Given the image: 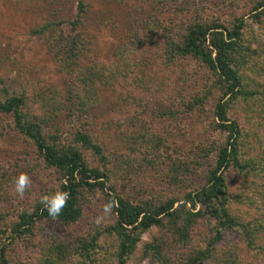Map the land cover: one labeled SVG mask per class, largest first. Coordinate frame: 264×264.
<instances>
[{"label":"trees","instance_id":"trees-1","mask_svg":"<svg viewBox=\"0 0 264 264\" xmlns=\"http://www.w3.org/2000/svg\"><path fill=\"white\" fill-rule=\"evenodd\" d=\"M155 1L163 5L154 6L152 19L143 24L144 34L131 29L132 46L140 47L144 41L161 45L163 56L174 67L181 66L184 59L200 64L206 83L191 97V110L203 109L211 99V124L223 132L222 137L207 140L195 148L193 155L183 158L173 152L175 148L169 151L166 137L153 130L144 127L137 132L124 131L126 155L123 166L114 171L110 160H118L117 154L105 153L91 128L98 88L124 81L127 86L147 89L144 82L153 80L143 71L135 72V65L125 58L124 47L112 63H98L96 59L86 66L80 63L84 56L90 58L93 40L84 31L88 3L77 0L72 18L46 21L30 31L45 38L47 51L63 76L64 92L54 87L46 95L25 87L12 91L2 87L0 122L10 119L6 123L30 146L37 164L56 173L57 183L27 207L17 209L14 219L5 221L0 215V264H9V247L17 240L31 238L33 229L43 223H76L86 209L95 206L94 199L112 205L110 219L93 221L86 235L49 236L40 244L36 264H127L141 234L151 228L155 230L143 242L140 258L148 257L153 264H205L214 257L228 229L238 232L245 246L256 250L264 264V212L246 216L241 210L249 192L257 190L250 178L264 177V49L258 52L260 49L245 40L248 25L243 16L225 24L195 15L174 28L161 20L167 7L189 9L196 1ZM249 12L261 23L264 0L254 1ZM130 97L135 99L132 94ZM63 109L72 127L64 128L57 120ZM89 154L98 165L89 162ZM210 158V165L204 167ZM145 166L165 172L169 184L180 185L184 174H194L195 170L202 171L204 179L181 197L172 194L170 187L164 198L153 193L133 198L125 187L115 184L114 176L127 180L130 170ZM230 167L237 171L243 185L249 181L250 186L229 192L226 173ZM57 191L67 192L68 199L59 216L51 217L42 199ZM232 203L236 204L233 208ZM204 216L212 221L210 236L193 247L189 245L190 232L197 218ZM231 257L225 255L223 262L230 264Z\"/></svg>","mask_w":264,"mask_h":264},{"label":"rangeland","instance_id":"rangeland-1","mask_svg":"<svg viewBox=\"0 0 264 264\" xmlns=\"http://www.w3.org/2000/svg\"><path fill=\"white\" fill-rule=\"evenodd\" d=\"M85 1L88 7L84 31L92 38L93 44L90 58L84 56L80 63L86 66L92 59H96L98 63H112L117 61L116 54L124 47L125 58L129 64L135 65V72L143 71L151 75L153 80L150 84L144 82V85L149 86L147 89L127 86L124 81L98 88L99 98L92 109L91 128L98 135L97 140L105 148L104 152L112 151L117 154L118 160H110V167L115 171L123 166L122 160L126 155L123 152L124 131L137 132V129L144 127L153 130L156 134L166 137L169 151L175 148L173 152L183 158L193 155L195 148L207 140L220 139L223 132L214 129L211 124L213 101L209 99L201 110H191L192 104L189 103L194 92L206 83L200 64L184 59L181 66L174 67L163 56L161 45L144 41L140 47L132 46L131 29H137L144 34L143 24L152 19L150 15L155 13L154 6L163 5V2L157 4L155 0ZM195 1L196 4L189 9L179 8L177 5L167 7L162 22L176 28L195 15L207 20L219 19L225 24L234 17L243 16L248 25V36L245 40L252 47L260 49L258 52L264 49V15L259 23L249 12L256 0ZM76 11L77 0H0V96L5 92L2 87L10 91L25 87L34 93L45 92L46 95H49L54 87L64 92L63 76L47 51L45 38L30 31L46 21L68 20ZM141 91L144 92L143 95ZM131 94L135 99L130 97ZM61 111L57 120L64 128L67 125L72 127L71 122L65 119L66 110ZM9 121L10 119L6 118L0 122V215L5 221L14 219L17 209L27 207L30 201L39 198L57 183L56 173L42 164H37L34 152L6 123ZM87 158L92 165L99 164L92 155H87ZM211 160L212 158L207 159L204 167L210 165ZM32 164H36L35 168L31 167ZM195 171L194 174H184V181L179 183L180 185L169 184L165 172L146 166L138 168L137 171L130 170L127 180L120 176H114L113 179L115 184L125 187L133 198L145 197L152 193L164 198L168 195L170 187L172 194L181 197L188 189L202 183V171ZM22 173L27 174L31 180L23 198L14 189V180ZM226 175L229 192L250 186L249 181L245 185L240 182L234 168L230 167ZM250 179L256 182L257 190L253 193L251 190L248 200L241 205L242 213L246 216L264 212V177ZM93 202L95 206L91 205L90 210L86 209L76 223H43L33 229L31 238L17 240L9 247V264H36L41 254L40 244L49 236L59 235L67 238L86 235L91 231L93 221L109 220L110 212L104 211L106 205L103 200L94 199ZM179 203L175 202L174 206ZM235 206L236 204L232 203V208ZM1 221L3 220H0V223ZM211 224L208 216L197 218L190 232L189 245L194 247L203 243L210 236ZM154 230L151 228L149 232L141 234L137 249L127 264H153L148 257L140 258V253L143 242L149 240ZM184 248L188 250V245ZM225 255L232 256L230 262H233L230 264L263 263L258 252L246 247L239 233L230 229L224 231V238L217 244L214 257L205 264H229L223 262Z\"/></svg>","mask_w":264,"mask_h":264},{"label":"clouds","instance_id":"clouds-1","mask_svg":"<svg viewBox=\"0 0 264 264\" xmlns=\"http://www.w3.org/2000/svg\"><path fill=\"white\" fill-rule=\"evenodd\" d=\"M31 180L30 177L27 174H20L18 175L14 180V189L15 192L23 198V195L25 193V190L30 185ZM68 199V193L57 191L51 196H46L42 199V203L45 204L47 212L49 216L51 217H57L61 213V210L63 209L64 205L66 204ZM112 205L109 204L105 206L104 211L108 212L111 210Z\"/></svg>","mask_w":264,"mask_h":264}]
</instances>
